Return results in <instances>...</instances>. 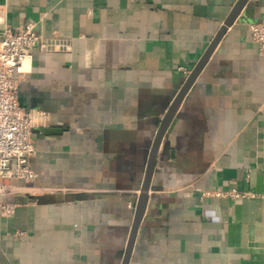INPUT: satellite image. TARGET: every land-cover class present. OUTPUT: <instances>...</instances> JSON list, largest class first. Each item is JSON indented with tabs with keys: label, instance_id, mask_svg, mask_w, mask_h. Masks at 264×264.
<instances>
[{
	"label": "crops",
	"instance_id": "crops-1",
	"mask_svg": "<svg viewBox=\"0 0 264 264\" xmlns=\"http://www.w3.org/2000/svg\"><path fill=\"white\" fill-rule=\"evenodd\" d=\"M237 0H0V35L36 23L17 99L31 183L0 211V264H121L169 105ZM248 0L163 138L128 264H264V59Z\"/></svg>",
	"mask_w": 264,
	"mask_h": 264
},
{
	"label": "built area",
	"instance_id": "built-area-1",
	"mask_svg": "<svg viewBox=\"0 0 264 264\" xmlns=\"http://www.w3.org/2000/svg\"><path fill=\"white\" fill-rule=\"evenodd\" d=\"M36 23L27 22L17 30L5 27L0 35V211L4 216L14 213L17 204L6 200L11 195L12 181L31 183L36 173L30 166L35 152L33 129L44 123L45 115L25 110L17 99V84L31 50L43 47ZM252 42L264 59V14L248 24Z\"/></svg>",
	"mask_w": 264,
	"mask_h": 264
},
{
	"label": "water",
	"instance_id": "water-1",
	"mask_svg": "<svg viewBox=\"0 0 264 264\" xmlns=\"http://www.w3.org/2000/svg\"><path fill=\"white\" fill-rule=\"evenodd\" d=\"M248 0H237L235 5L233 6L232 10L230 11L229 15L226 17L224 20L223 24L221 25L220 29L217 31L215 34L214 38L212 41L209 43L207 49L195 65V67L191 70L189 75L187 76L186 80L184 81L183 85L181 86L180 90L174 97L173 101L168 107V110L159 125V128L156 132V135L153 139L152 145L150 147L149 153H148V158L146 162V167H145V173H144V178L142 181L141 189H140V194L138 196L137 202L135 204V210H134V216H133V221L132 225L130 228L127 244L123 253V258H122V263L121 264H128L129 259L131 256V252L133 249L134 241H135V236L137 233V229L139 226V223L142 219L144 210H145V205L147 201V193L149 190V185L151 181V176L153 173V168L155 165V160L157 156V151L159 148V145L162 141L163 138H166L168 133L171 131L174 119L173 116L181 103L182 99L184 98L185 94L189 90L190 86L206 64L209 56L213 52L214 48L220 41L221 37L225 33L226 29L234 22L244 5L246 4Z\"/></svg>",
	"mask_w": 264,
	"mask_h": 264
}]
</instances>
